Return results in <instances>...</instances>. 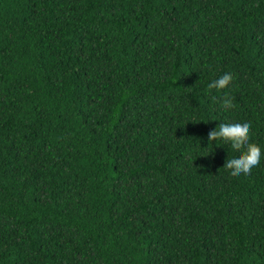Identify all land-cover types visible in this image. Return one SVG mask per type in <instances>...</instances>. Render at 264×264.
Masks as SVG:
<instances>
[{
  "label": "trees",
  "instance_id": "16d2710c",
  "mask_svg": "<svg viewBox=\"0 0 264 264\" xmlns=\"http://www.w3.org/2000/svg\"><path fill=\"white\" fill-rule=\"evenodd\" d=\"M225 116L264 149V0H0V264H264Z\"/></svg>",
  "mask_w": 264,
  "mask_h": 264
},
{
  "label": "clouds",
  "instance_id": "9594fccd",
  "mask_svg": "<svg viewBox=\"0 0 264 264\" xmlns=\"http://www.w3.org/2000/svg\"><path fill=\"white\" fill-rule=\"evenodd\" d=\"M231 79V73L225 71L212 80L208 87L217 90L225 89ZM223 103L230 104L231 101L226 98ZM216 121L215 126L208 132L209 144L211 146L213 144L217 145L218 142H222L226 138L233 148L243 145L244 147L239 151L227 154L223 159V165L228 167L232 173L248 172L264 154V149L260 145L250 141L248 120L246 118L225 116L218 118Z\"/></svg>",
  "mask_w": 264,
  "mask_h": 264
}]
</instances>
